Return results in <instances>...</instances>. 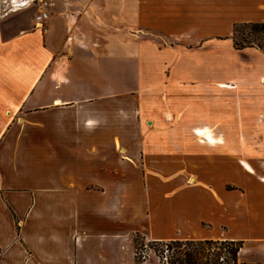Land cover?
<instances>
[{
    "label": "crops",
    "instance_id": "1",
    "mask_svg": "<svg viewBox=\"0 0 264 264\" xmlns=\"http://www.w3.org/2000/svg\"><path fill=\"white\" fill-rule=\"evenodd\" d=\"M46 1L0 16V264H135L133 234L264 264V51L232 37L264 0Z\"/></svg>",
    "mask_w": 264,
    "mask_h": 264
},
{
    "label": "trees",
    "instance_id": "2",
    "mask_svg": "<svg viewBox=\"0 0 264 264\" xmlns=\"http://www.w3.org/2000/svg\"><path fill=\"white\" fill-rule=\"evenodd\" d=\"M254 30L264 29V22L243 23ZM234 45H241L234 39ZM136 245V239L133 237ZM133 242V243H134ZM161 243L162 248H155L160 264H257L238 259V251L242 246L241 240L230 239H186L170 241H153ZM135 259H139L138 247H135Z\"/></svg>",
    "mask_w": 264,
    "mask_h": 264
},
{
    "label": "rangeland",
    "instance_id": "3",
    "mask_svg": "<svg viewBox=\"0 0 264 264\" xmlns=\"http://www.w3.org/2000/svg\"><path fill=\"white\" fill-rule=\"evenodd\" d=\"M37 0H0V16L8 12L10 9L17 7V6H23L24 4H27L29 2ZM36 13V12H35ZM232 37L233 39L241 44V45H252L261 48L264 51V29L261 30H254L251 26H246L243 24H238L233 28L232 31ZM219 144L223 146H231L234 145L236 142H252L256 146H262L263 140L262 139H252V140H225L221 139L219 140ZM227 187L230 188L231 184H227ZM133 237L136 239V245L133 240V244L135 247H138V255L139 259H135V264H160L159 256L157 252L155 251V248H162L163 246L161 243H155L153 241H147L144 239L140 234H133ZM221 240V239H220ZM123 248V247H122ZM119 258L121 259V264H123L122 258L128 261L129 264H134V257L132 249H128L126 247L125 249H121L118 251Z\"/></svg>",
    "mask_w": 264,
    "mask_h": 264
},
{
    "label": "built area",
    "instance_id": "4",
    "mask_svg": "<svg viewBox=\"0 0 264 264\" xmlns=\"http://www.w3.org/2000/svg\"><path fill=\"white\" fill-rule=\"evenodd\" d=\"M32 2L34 3L35 1H32ZM24 5H26V4H24ZM17 7H20V6H17ZM17 7H14V8H17ZM48 17H49V12L47 10V1L46 0H37L36 13L34 15L35 26H37L38 28L44 29V24H45L46 20L48 19Z\"/></svg>",
    "mask_w": 264,
    "mask_h": 264
},
{
    "label": "bare ground",
    "instance_id": "5",
    "mask_svg": "<svg viewBox=\"0 0 264 264\" xmlns=\"http://www.w3.org/2000/svg\"><path fill=\"white\" fill-rule=\"evenodd\" d=\"M208 140H209L210 142H213V141H214L212 138H209Z\"/></svg>",
    "mask_w": 264,
    "mask_h": 264
}]
</instances>
